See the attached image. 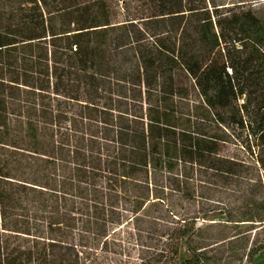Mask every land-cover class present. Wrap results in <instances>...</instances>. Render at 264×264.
<instances>
[{"label":"trees","instance_id":"obj_1","mask_svg":"<svg viewBox=\"0 0 264 264\" xmlns=\"http://www.w3.org/2000/svg\"><path fill=\"white\" fill-rule=\"evenodd\" d=\"M44 14L42 0H0V259L3 234L120 248L113 236L152 201L237 199V217L202 219L264 221V20L251 7L132 23L128 44L82 28L5 45ZM187 249L174 264H205Z\"/></svg>","mask_w":264,"mask_h":264},{"label":"rangeland","instance_id":"obj_2","mask_svg":"<svg viewBox=\"0 0 264 264\" xmlns=\"http://www.w3.org/2000/svg\"><path fill=\"white\" fill-rule=\"evenodd\" d=\"M44 18L4 32L5 45L50 40L82 28L97 31L104 43L128 44L132 23L193 9L251 7L264 20V0H42ZM109 40V42H108ZM113 46V45H111ZM138 71V63L132 58ZM263 177V174H262ZM210 189V188H207ZM211 190H216L212 188ZM152 201L137 218L128 217L101 250L80 248L13 234L1 237V264H174L192 259L187 244L205 264H264V221L230 223L226 216L203 220L209 210L225 208L237 217L242 201ZM188 212V216L186 213ZM194 218H200L195 220ZM240 222L239 220H237ZM187 223V224H186ZM128 224V225H127ZM189 235L176 244L184 232ZM190 238L189 243L187 239Z\"/></svg>","mask_w":264,"mask_h":264}]
</instances>
